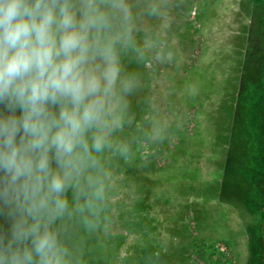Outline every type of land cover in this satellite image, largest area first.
Listing matches in <instances>:
<instances>
[{"label": "rangeland", "instance_id": "374dc122", "mask_svg": "<svg viewBox=\"0 0 264 264\" xmlns=\"http://www.w3.org/2000/svg\"><path fill=\"white\" fill-rule=\"evenodd\" d=\"M132 3L135 47L121 60L135 86L115 133L128 151L101 157L84 231L95 240L78 264L97 252L108 264H260L264 0Z\"/></svg>", "mask_w": 264, "mask_h": 264}, {"label": "clouds", "instance_id": "9594fccd", "mask_svg": "<svg viewBox=\"0 0 264 264\" xmlns=\"http://www.w3.org/2000/svg\"><path fill=\"white\" fill-rule=\"evenodd\" d=\"M155 11V9H152ZM128 0H0V264H78L135 78Z\"/></svg>", "mask_w": 264, "mask_h": 264}, {"label": "trees", "instance_id": "16d2710c", "mask_svg": "<svg viewBox=\"0 0 264 264\" xmlns=\"http://www.w3.org/2000/svg\"><path fill=\"white\" fill-rule=\"evenodd\" d=\"M133 1L134 0H128L131 6L133 5L132 3ZM93 219H94V215H93ZM89 222H90V218H89ZM87 224L77 219L71 221L68 225L66 235L69 243L74 247L77 256H83L82 254L80 255V253L85 249H88L91 246V244L94 243L95 240V238L89 234L84 236V231L86 229ZM260 255H261L260 264H264V224L261 227V233H260ZM94 256H95L94 260L91 261L93 263L87 262L86 264H108L101 253L97 252V254H94ZM83 261L80 262V264H83Z\"/></svg>", "mask_w": 264, "mask_h": 264}, {"label": "crops", "instance_id": "0c3cea01", "mask_svg": "<svg viewBox=\"0 0 264 264\" xmlns=\"http://www.w3.org/2000/svg\"><path fill=\"white\" fill-rule=\"evenodd\" d=\"M201 8H202V6L200 5V6L197 7V10L200 11ZM194 19H195V18H194ZM198 19H199V18H198ZM197 21H199V20H197ZM200 21L203 22V20H201V19H200ZM247 23H248V28H247V34H246V47H245V49H244V51H243V55L246 56V57L249 56L250 51L252 50L251 47L249 48V47H248L249 45H247V44H248L247 39H248V37H250L251 34H252L251 31H250V33H249V29L252 30V28H253V26H254V23H253L252 21H250V19H247ZM251 40H252V41H255L253 38H251ZM227 44H228V42H227ZM252 47H253V46H252ZM244 56H243V57H244Z\"/></svg>", "mask_w": 264, "mask_h": 264}, {"label": "built area", "instance_id": "2783aa9c", "mask_svg": "<svg viewBox=\"0 0 264 264\" xmlns=\"http://www.w3.org/2000/svg\"><path fill=\"white\" fill-rule=\"evenodd\" d=\"M216 249L218 250V248H216ZM220 252H221V253H225L226 257H227L229 260H231L230 256H228L229 251H228L226 248L223 247V248L220 250ZM231 262H232V261H231Z\"/></svg>", "mask_w": 264, "mask_h": 264}, {"label": "flooded vegetation", "instance_id": "af4514ba", "mask_svg": "<svg viewBox=\"0 0 264 264\" xmlns=\"http://www.w3.org/2000/svg\"><path fill=\"white\" fill-rule=\"evenodd\" d=\"M202 250H204L206 248V246H201ZM206 250V249H205Z\"/></svg>", "mask_w": 264, "mask_h": 264}]
</instances>
